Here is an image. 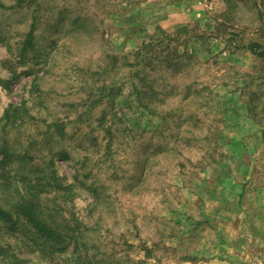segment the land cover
<instances>
[{
  "label": "rangeland",
  "instance_id": "374dc122",
  "mask_svg": "<svg viewBox=\"0 0 264 264\" xmlns=\"http://www.w3.org/2000/svg\"><path fill=\"white\" fill-rule=\"evenodd\" d=\"M0 208V264H264V0H0Z\"/></svg>",
  "mask_w": 264,
  "mask_h": 264
},
{
  "label": "trees",
  "instance_id": "16d2710c",
  "mask_svg": "<svg viewBox=\"0 0 264 264\" xmlns=\"http://www.w3.org/2000/svg\"><path fill=\"white\" fill-rule=\"evenodd\" d=\"M145 47H148V45H146ZM137 57H138L137 60H139V59L142 58V48L137 53ZM11 155H12V153L10 154V151L9 150H6V151H4V152L1 153V156H2L3 161L5 159H7L8 157H11ZM7 212L8 211H6L5 209L0 208V215L1 214H6ZM65 236L66 237H63L62 235H58L57 236V235H54L52 233H50V234H44V235H42L40 237L38 236L36 238H33L32 239V243L38 244L36 239H40V240L43 239L42 243L39 244L40 246H43V245H46V243H48L49 240H51L50 238H53L54 242H56V243H59L58 240L60 238L62 240H64L65 238H72L71 235H65ZM73 242H75L74 239H73ZM42 252H43V254H45V256H48V257H39L41 261L45 262L46 264L53 262L54 259L51 257L52 256L51 254L54 252V245L52 243H48V245L43 246ZM22 263L32 264V261L29 260V259H24L22 261ZM54 264H56V263H54ZM61 264H63V262ZM69 264H90V258L88 257L87 253L84 252L83 256H81V255L75 256L72 259V262L69 263Z\"/></svg>",
  "mask_w": 264,
  "mask_h": 264
}]
</instances>
